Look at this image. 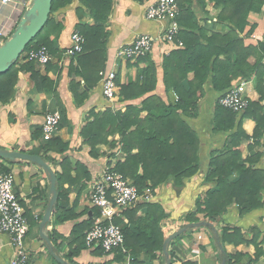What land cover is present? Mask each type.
<instances>
[{"label":"crops","instance_id":"crops-1","mask_svg":"<svg viewBox=\"0 0 264 264\" xmlns=\"http://www.w3.org/2000/svg\"><path fill=\"white\" fill-rule=\"evenodd\" d=\"M85 1L68 0L66 5L50 15V19L60 24L61 29L55 30L54 27H50L44 32V39L49 41L51 48L56 52L50 65L46 67L36 65L35 70L42 77L54 83V91L44 89L41 84L38 88L36 82L31 79V73L22 72L18 78L15 96L8 104L0 102V150L41 156L47 164L51 165L57 177V173L61 172L60 162L64 155L61 156L55 150L47 153L46 142L42 138V127L46 115L54 111L60 112L62 107L66 110L67 120H62V128L54 138L69 144V150L65 156L69 157L73 179L77 176L75 170L78 166L86 169V171H80L75 186H71V182L67 179L64 188L70 187L68 199H61L57 191V204L51 220L42 231L43 218L53 199L49 175L37 164L22 160L10 161L0 157V177L10 172L9 175L14 180V192L24 208L30 225L25 246L30 254L31 263L168 264L174 261V264H186L187 262L264 264V191L261 208L241 214L239 207L232 205L218 219H205L202 215L197 216L199 219L197 223H190L186 219L189 214L196 211L197 202L203 200L209 190H218L215 182L205 181V176L209 171L213 152L222 151L227 139L236 132V129L233 132L216 133L214 131L215 106L223 93L215 92L210 82L205 85V97L198 104V116L186 119L200 140L199 173L183 180L181 184L171 179L159 186L154 189L155 198L153 200V203L161 206L166 214V218L159 223L164 242L189 224L205 222L207 225L197 229H188L169 245V256L166 257L163 253L164 258L159 256L152 259L147 255L148 250L144 242L137 244L135 239L133 240L134 250H142L141 255L138 257L130 255L122 263L113 262L115 254L109 256L98 254L95 250L84 246L79 249L78 243L74 241V228L78 223L88 221L93 217V212H96V208L92 207L89 199L93 182L104 167L108 164L115 166L118 162H123L125 156L120 151V146L115 149L101 146L97 149L100 157L97 159L91 157L90 147L84 144L80 136L86 125V115L92 110L98 113L107 109L125 112L126 107L131 104L139 106L142 99L133 102L122 99L121 86L136 82L141 72L149 67V62L156 67L157 85L155 91L147 96L158 95L165 103H174L176 96L167 94L163 84L162 67L164 57L178 48L175 44L158 42L145 62L119 60L117 52L121 46L130 44L143 35L157 37L167 24L146 19L147 8L158 0H113L106 25L107 37L102 54L104 68L101 72L116 73L118 92L115 100H106L103 96L100 74V81L94 89L90 90L77 75V72L83 69L79 66L77 57L65 56V52L72 44V36L76 33V26L80 19L82 23L89 26L96 25ZM217 3L218 0H179L180 10L184 13V18L179 23L180 32L199 35L201 29L207 33L208 37L212 34L222 36L228 34L233 25L220 22L219 16L225 8L223 5L217 6ZM32 4L33 0H9L7 4L0 0V47L15 34ZM248 22L249 26L245 34L253 26L256 30L252 36L245 38V44L257 46L259 42H264V7L260 14L251 13ZM195 27L198 29H194ZM245 34H241L240 37L244 38ZM98 60L100 62L101 59L98 57ZM248 62L253 65L256 63V58L251 57ZM24 63L27 62L21 65ZM84 68L87 67L84 66ZM145 77H142V81ZM189 77L193 78V74ZM245 83L247 97L251 102H258L260 94L257 91L256 81L252 79ZM78 84L80 85L77 87V94L85 95L84 100H79L74 95ZM73 86H75L74 90ZM145 116L146 113H143L142 118ZM255 128L254 121L247 119L243 122V129L248 136H253ZM109 140L118 142L120 137L116 135ZM239 149L243 160L256 158L257 154L261 153L254 167L264 171V137L243 141ZM135 154L137 151H133V155ZM86 172L89 174H85ZM86 175H90L91 180H87ZM239 179L240 175L234 174L229 178V182L236 183ZM61 202L68 207L75 205L76 220L57 222L55 213L59 210L58 204ZM137 207L127 210L133 211ZM124 212L119 219L123 225L127 226L130 219L124 215ZM146 218L147 209H142L137 215L132 216L134 223L129 226L132 234L141 236L140 231L145 227L142 222ZM236 231L239 234L235 233ZM13 255L9 236L0 232V264H8Z\"/></svg>","mask_w":264,"mask_h":264},{"label":"trees","instance_id":"trees-1","mask_svg":"<svg viewBox=\"0 0 264 264\" xmlns=\"http://www.w3.org/2000/svg\"><path fill=\"white\" fill-rule=\"evenodd\" d=\"M67 3L68 0H53L52 14ZM112 4L113 0H86L85 5L90 10V16L96 25L89 26L82 23L80 19L76 26V33L86 40L84 52L75 56L79 66L83 68L77 72V75L90 90L94 89L100 81L99 74L104 68L102 54ZM221 5L225 10L219 16L220 22L233 25L228 34L224 36L212 34L208 37L207 33L201 29L199 35L180 32L173 43L178 48L164 57L163 84L167 94L176 96L174 103L167 104L158 95L147 96L155 91L157 85L156 67L149 62V67L141 72L136 82L121 86L122 99L130 102L142 99L139 106L131 104L126 107L125 112L107 109L98 113L92 110L86 115V125L80 133L84 144L91 149V157L96 159L100 157L97 153L98 147L105 146L115 149L120 146V151L125 155L124 161L113 166L114 171L129 179L140 193L148 188L154 190L171 179L181 184L183 180L197 175L200 170V140L186 119L198 116V104L205 97V85L210 82L213 90L223 93L222 96H224L241 82L254 79L260 99L258 102H251L248 110L242 115L225 109L220 104L222 96L216 103L214 131L216 133L233 132L236 129V132L227 139L222 151L213 152L205 181L215 182L218 190H209L205 198L197 202L196 211L186 217L190 223L199 222L197 218L199 215L205 219H218L232 205H237L241 214L263 206L261 199L264 191V171L254 167L261 153H258L256 158L243 160L239 148L243 141L264 137V105H262L264 102V89L262 90L264 42H259L257 46L245 44V38L252 36L256 30L253 26L245 34L249 26L248 18L251 13H261L264 0H218L217 6ZM183 18L184 13L181 11L178 23L182 22ZM53 21L52 18L49 19L46 27L24 53L45 46L54 56L56 51L43 37L44 32L50 27H54L55 30L61 29L60 24ZM241 34H245L244 38L240 37ZM179 43L183 46L179 47ZM98 57L101 59L100 62ZM251 57L256 58V63L253 65L248 62ZM147 60L146 57L138 61ZM23 62L24 56H21L9 71L0 74V102L2 104H8L15 96L18 78L22 72L31 73V79L36 82L38 88L41 84L44 89L54 91V83L42 77L35 70L36 63L27 62L21 65ZM190 74H193V78L189 77ZM142 77H145L143 81ZM79 85H76L74 95L77 99L84 100L85 95L77 94ZM57 106H59L58 102ZM60 112L62 120H67L66 110L61 107ZM143 113H146L144 118H142ZM247 119L256 123L252 137L248 136L243 129V122ZM60 128H62V121ZM116 135L120 137V141L109 140ZM45 149L47 153L55 150L61 156L64 155L60 162L61 172L57 173V191L61 199H68L70 187L65 189L64 184L69 179L71 186H75L80 171H86V169L78 166L75 170L77 176L75 179L72 178L73 169L70 167L69 157L65 156L69 150V144L60 139L53 138L47 141ZM133 151H137V154L133 155ZM108 165L111 166V164ZM9 174L8 171L4 176ZM234 174H239L240 179L236 183H231L229 178ZM85 177L91 180L90 175ZM58 207L59 210L55 213L57 222L76 220L75 205L68 207L61 202ZM142 209H147V218L142 222L145 227L140 231L141 236H135L129 226L134 223L132 216L137 215ZM99 215L100 212L96 209L92 218L75 226L74 241L78 243L79 249L85 247V234L93 228ZM124 215L130 219L127 226L123 225L119 218L115 219V224L121 226L124 233V250L120 249L113 254L106 255L115 254L114 263H122L130 255L138 257L142 250H134L133 240L135 239L137 244L144 242L148 250L147 255L152 259L159 256L164 258V238L159 223L166 218V214L161 206L153 202L141 204L133 211L126 210ZM95 251L105 255L101 249ZM171 264H174V261H171ZM186 264L196 263L187 262Z\"/></svg>","mask_w":264,"mask_h":264},{"label":"built area","instance_id":"built-area-1","mask_svg":"<svg viewBox=\"0 0 264 264\" xmlns=\"http://www.w3.org/2000/svg\"><path fill=\"white\" fill-rule=\"evenodd\" d=\"M7 4L9 0H2ZM179 0H158L146 10V19L166 23L157 37L143 35L134 42L121 46L117 58L122 61H138L148 57L156 43L173 44L180 33L178 17L180 16ZM85 38L79 33L72 36V44L65 52L66 57H73L84 52ZM179 43V47H182ZM24 62H34L40 67H46L54 60L47 47L24 53ZM103 96L113 101L117 96L115 72L100 73ZM246 83L241 82L231 88L220 98V104L237 115H242L250 106V99L246 95ZM62 115L59 111L46 115L42 127V138L45 142L52 140L59 131ZM155 190L146 189L140 193L137 187L123 174L114 171L113 166L107 165L95 179L90 191V203L99 210L100 215L95 220L91 230L85 234L87 249H101L105 254H113L117 250H124L125 237L122 227L115 224L127 209L141 204L152 203ZM30 231V225L25 211L14 192V180L11 175L0 177V232L10 238L14 255L8 264H32L30 254L26 249L25 240Z\"/></svg>","mask_w":264,"mask_h":264},{"label":"water","instance_id":"water-1","mask_svg":"<svg viewBox=\"0 0 264 264\" xmlns=\"http://www.w3.org/2000/svg\"><path fill=\"white\" fill-rule=\"evenodd\" d=\"M53 0H33L32 7L26 13L24 19L18 26L15 34L0 47V74L9 71L13 65L21 58L26 51V48L37 38V36L46 27L50 15L52 13ZM0 157L6 160L15 161L22 160L28 161L39 165L49 175L51 183V192L53 199L49 208L43 218L41 230L51 220L52 213L58 201L57 196V177L51 165L47 164L41 156L30 155L19 152H5L0 150ZM205 222L199 224H189L185 228L180 229L175 234L166 239L163 245V253L166 257L169 256L168 247L179 236L184 234L188 229H197L206 226ZM171 264V262H168Z\"/></svg>","mask_w":264,"mask_h":264}]
</instances>
